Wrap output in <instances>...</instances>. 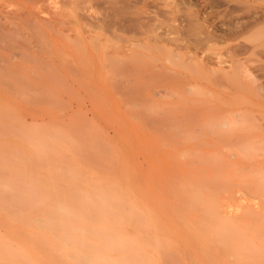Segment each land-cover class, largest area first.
Wrapping results in <instances>:
<instances>
[{
	"label": "rangeland",
	"instance_id": "374dc122",
	"mask_svg": "<svg viewBox=\"0 0 264 264\" xmlns=\"http://www.w3.org/2000/svg\"><path fill=\"white\" fill-rule=\"evenodd\" d=\"M132 1L0 0V264H264V96L161 67L205 84L264 0Z\"/></svg>",
	"mask_w": 264,
	"mask_h": 264
},
{
	"label": "bare ground",
	"instance_id": "6f19581e",
	"mask_svg": "<svg viewBox=\"0 0 264 264\" xmlns=\"http://www.w3.org/2000/svg\"><path fill=\"white\" fill-rule=\"evenodd\" d=\"M64 1V0H63ZM132 1V0H131ZM136 1V0H135ZM139 0H137L136 2H138ZM144 1V0H143ZM236 1H243V2H247L248 0H236ZM61 2H62V0H61ZM68 2V1H67ZM86 2V1H85ZM96 2V1H95ZM103 2V1H102ZM128 2V1H127ZM130 2V1H129ZM133 2L134 1H132L131 3L133 4ZM139 2H141V1H139ZM139 2H138V4H139ZM178 2V1H177ZM190 2V1H189ZM59 3V2H58ZM106 3H109V2H106ZM117 3V2H116ZM122 4H126L125 3V0H124V3L123 2H121ZM161 3V2H160ZM187 3H188V1H187ZM216 3V2H215ZM62 4V3H61ZM81 4V3H80ZM89 4V3H88ZM101 4V3H100ZM112 4V3H111ZM130 4V3H129ZM132 4H130V6H132ZM134 4H137V3H135L134 2ZM76 5H78V4H76ZM118 5V4H117ZM216 5H217V3H216ZM235 5V4H234ZM61 6V5H60ZM64 6V5H63ZM79 6V5H78ZM77 6V7H78ZM82 6V5H81ZM109 6V5H108ZM125 6V5H124ZM236 6V5H235ZM59 7V6H58ZM73 7V6H72ZM104 7H105V5H104ZM127 9H128V7L129 6H125ZM136 7V6H135ZM145 7H149V6H146L145 5ZM184 7V6H183ZM245 7H246V5H245ZM57 8V7H56ZM80 8V7H79ZM85 8V7H84ZM124 8V7H123ZM126 8H124V9H126ZM129 8H131V7H129ZM133 8V7H132ZM164 8H166V7H164ZM59 9V8H58ZM102 9H103V7H102ZM107 9H108V7H107ZM122 9V8H121ZM120 9V10H121ZM145 10H147L146 8H144ZM162 9V8H161ZM182 9V8H181ZM243 9V8H242ZM256 10L258 9L259 11L261 10V14L260 15H257L255 12H254V14L253 15H249L248 17H246L245 18V20L244 21H242V22H239V21H237V24L235 23L234 24V26H231L232 28L231 29H225V32H227L228 31V33L226 34V38H228V39H230V40H232V41H234V42H236V44L229 50V52H228V57H229V65L227 66V68H224V66H219L218 67V69L216 70V71H214L212 74H213V78L210 80L209 78V80L207 79V82L206 83H209V84H211L210 86L209 85H207L206 83L204 84V83H202L201 82V76L199 75V74H189V73H180V72H177L178 71V67H177V64L175 63V61H174V63L170 60V59H165V61L161 64V67H163V68H166V69H168V70H170V71H172V72H174V73H177L183 80H184V82L186 83V85L187 86H189V88H192L191 86L192 85H196V86H198V87H200V89H202V88H205V89H207L206 91L209 93V95L210 96H216V98L215 99H217V96L219 97V100L220 99H223L224 101L225 100H227V99H230V98H226V96H264V5L263 6H257L256 8H255ZM67 10V9H66ZM65 10V11H66ZM87 10V9H86ZM123 10V9H122ZM168 10V9H167ZM235 10V9H234ZM61 11V10H60ZM59 10H58V12H60ZM104 11V10H103ZM114 11V10H113ZM134 11V10H133ZM151 11V10H150ZM161 11H163V10H161ZM236 11V10H235ZM76 12V11H75ZM81 12V11H80ZM107 12V11H106ZM111 12V11H110ZM121 12V11H120ZM130 12V11H129ZM144 12H146V11H144ZM149 12V11H148ZM104 13V12H103ZM117 13V12H116ZM151 13H152V11H151ZM156 13V12H155ZM154 13V14H155ZM163 13V12H162ZM177 13V12H176ZM184 13V12H183ZM219 13V12H218ZM106 14V13H105ZM108 14V13H107ZM137 14H139V13H136L135 15H137ZM145 14V13H144ZM148 14V13H147ZM158 14V13H157ZM160 14V13H159ZM158 14V15H159ZM166 14V13H165ZM191 12L189 13V15L191 16ZM71 15V14H70ZM146 15V14H145ZM189 15H188V17L187 18H190L188 21H190L193 17H194V19H195V16H193V14H192V18L191 17H189ZM194 15H195V12H194ZM217 15V14H216ZM88 16V15H87ZM104 16V15H103ZM110 16V15H109ZM108 16V17H109ZM117 16V15H116ZM120 16V15H119ZM140 16H143V15H140ZM140 16L138 17V16H136V17H138V18H140ZM148 16H150V15H148ZM165 16V15H164ZM163 16V17H164ZM89 17V16H88ZM125 17H128V16H125ZM124 17V19H126ZM145 17V16H144ZM144 17H143V20H144ZM147 17V16H146ZM146 17H145V19H146ZM181 17V16H180ZM101 18H103V17H101ZM129 18L130 17H128V19H126L127 21L129 20ZM142 18V17H141ZM148 18V17H147ZM154 19H155V17H153ZM158 18V17H157ZM174 18V17H173ZM186 18V19H187ZM71 19V18H70ZM69 19V20H70ZM85 19V18H84ZM110 18H108V20H109ZM132 16H131V21L129 20L128 22L130 23V22H134L135 23V21H132ZM178 19V18H177ZM186 19H185V21H186ZM202 19V18H201ZM83 20V19H82ZM87 20V19H86ZM90 20V19H89ZM113 20V19H112ZM139 20H141V21H143L142 19H139ZM157 20V19H156ZM156 20H154V22L156 21ZM123 21V20H122ZM149 22V20L147 19L146 21H145V25H146V22ZM187 21V22H188ZM195 21V20H194ZM205 21V20H204ZM207 21V20H206ZM85 22V21H84ZM193 23V24H195V25H197V23L195 22H193V20L192 21H190V23ZM75 23V22H74ZM89 23V22H88ZM93 23V22H92ZM141 23V22H140ZM140 23H138V25H141ZM143 23V22H142ZM157 23V22H156ZM161 23V22H160ZM192 23H191V26H192ZM76 24V23H75ZM106 24V23H105ZM109 24V23H108ZM123 24H124V22H123ZM165 24H167V23H165ZM178 24V23H177ZM186 24V23H185ZM83 25V24H82ZM99 25V24H98ZM107 25V24H106ZM119 25V24H118ZM133 25V24H132ZM181 25V24H180ZM180 25H179V27H180ZM195 25H194V27H195ZM108 27H109V25H107ZM113 26V25H112ZM182 26V25H181ZM187 26H189V24L188 25H186L185 27H187ZM218 26V25H217ZM95 27V26H94ZM103 27V26H102ZM101 27V28H102ZM117 27V26H116ZM143 27V26H142ZM147 27V26H146ZM172 27V26H171ZM193 27V28H194ZM197 27V26H196ZM89 28V27H88ZM104 28V27H103ZM102 28V29H103ZM184 28V27H183ZM190 28V27H189ZM219 28H220V26H219ZM227 28V27H226ZM256 28V30H254ZM105 29V28H104ZM107 29V28H106ZM105 29V31H108V30H106ZM136 29V28H135ZM140 29V28H139ZM144 29H145V27H144ZM147 29V28H146ZM150 29V28H149ZM174 29V28H173ZM181 30L182 28H178L177 27V30H174V31H178V30ZM191 29V28H190ZM222 29V28H221ZM130 30V29H129ZM171 30V29H170ZM179 30V31H180ZM193 30V29H192ZM196 30V29H195ZM195 30L194 31H192V32H195ZM198 30V29H197ZM217 30H219V29H217ZM224 30V29H223ZM249 30H254V31H252L251 33H249L250 31ZM133 31V30H132ZM151 31V30H150ZM165 31V30H164ZM163 31V32H164ZM213 31V30H212ZM112 32V31H111ZM118 32V31H117ZM119 32H120V30H119ZM122 32H123V30H122ZM124 32H126V30L124 31ZM141 32V31H140ZM143 32V31H142ZM166 32V31H165ZM190 32V31H189ZM221 32V31H220ZM131 33H133V32H131ZM135 33H137V32H135ZM176 33V32H175ZM181 33V32H180ZM186 33V32H185ZM184 33V34H185ZM196 33V32H195ZM198 33V32H197ZM205 34L204 32H201V34ZM153 34V33H152ZM166 34V33H165ZM177 34V33H176ZM192 34V33H191ZM200 34V33H199ZM212 34V36H213V33H211ZM211 34H209V35H211ZM214 34H215V32H214ZM133 35V34H132ZM157 35H159L158 33H157ZM156 34H155V36H157ZM180 35V34H179ZM176 36L177 38H178V42L180 41L181 42V40L183 39V38H185V37H183L182 38V36H181V38H179L180 36ZM186 35V34H185ZM193 35H194V33H193ZM220 35H222V32L220 33ZM191 36V35H190ZM217 36V37H216ZM219 35L218 34H216L214 37L215 38H212V39H216V40H219L220 41V39L222 40V37L219 39V37H218ZM160 37V36H159ZM187 37H188V35H187ZM203 37V36H202ZM207 37L209 38V36L207 35ZM158 38V37H157ZM166 38V37H165ZM171 38V40H172V37H170ZM177 38H175V39H177ZM210 38H211V36H210ZM181 39V40H180ZM117 40V39H116ZM174 40V39H173ZM205 39H203V41H204ZM184 41H185V39H184ZM188 41V40H187ZM195 41V40H194ZM206 41V40H205ZM177 41H175L174 42V44L176 43ZM171 43H172V41H171ZM182 47V46H181ZM185 49H187V48H185ZM197 50V49H196ZM250 51V54H247V52H249ZM141 54V53H140ZM139 54V55H140ZM180 57V56H179ZM139 59V58H138ZM112 60V59H111ZM156 60V59H155ZM179 62H180V60H179ZM222 63H224V62H222ZM182 64V63H181ZM188 65H190V64H188ZM192 65V64H191ZM188 68H189V66H187ZM188 71V70H187ZM191 71V70H190ZM117 73V72H116ZM212 74H210V75H212ZM173 75V74H172ZM124 76H127L126 74L124 75ZM143 77H145V76H143ZM195 89V88H194ZM193 90V89H192ZM223 96H225V97H223ZM226 98V99H225ZM218 100V99H217ZM218 100V101H219ZM264 100V99H263ZM216 100H214V102H215ZM218 101H216V103L218 104H215V106L217 105V107H220L219 109L223 112L224 110L226 111V112H223L222 114H225V113H227L228 111H231V109L233 110L234 108V106H233V104H232V102H231V106H230V104H228L227 102H228V100H227V102H225V104H228V107H232V108H227L226 106H225V104L223 103V105L225 106V107H223L222 106V104H220V103H222V101L220 100L219 102ZM264 106V105H263ZM225 108V109H223V108ZM219 109H218V112H215V113H217L216 115L218 116L219 114L218 113H220L221 114V111L219 112ZM227 109H230V110H227ZM263 109H264V107H263ZM215 110H217L216 108H215ZM236 110L234 109V112H235ZM234 112H230V114L231 113H234ZM238 112V111H237ZM264 112V111H263ZM240 113V112H239ZM221 114V115H222ZM236 115L238 114V113H235ZM263 114V116H261V117H259L260 115H258L257 116V120H259V122L261 121L262 123H264L263 121H264V113H262ZM221 115H219V117L221 116ZM227 115H228V113H227ZM225 117H226V115H224ZM232 116H234L235 117V115H231V117ZM239 116V115H238ZM228 117H230V116H228ZM237 117V116H236ZM227 118V117H226ZM226 118H224V120H223V118H221L220 117V119H222L224 122H222V121H220V124L222 125V124H227L228 122L226 121L225 122V119ZM217 119V118H216ZM233 119V118H232ZM218 120H219V118H218ZM227 120V119H226ZM228 120H230V119H228ZM222 122V123H221ZM260 122V123H261ZM217 125H218V123H217ZM221 125H218V126H221ZM217 126V127H218ZM261 126H263L264 127V125L262 124ZM216 127V129L215 130H217V129H219V131H217L218 132V135L220 134V127L219 128H217ZM223 127V126H222ZM226 127V126H225ZM225 127H223V128H225ZM223 128H221V129H223ZM217 132H216V135H217ZM222 132H223V130H222ZM221 132V133H222ZM224 134V133H223ZM217 135V136H218ZM222 135V134H221ZM220 135V136H221ZM224 136V135H223ZM228 137H231V135H228ZM255 137H260V138H263L264 137V135L263 134H258V135H256ZM218 138V137H217ZM223 139H224V137H222ZM227 138V137H226ZM240 137L238 136V137H234L232 140L233 141H235V140H237V139H239ZM219 139H221V138H219ZM231 139V138H230ZM218 140V139H217ZM216 140V141H217ZM226 140V139H225ZM221 141V140H220ZM228 141H231V140H228ZM91 194H93V192L91 193L90 192V195ZM96 194V193H95ZM95 194H93V195H95ZM89 195V196H90ZM98 195V194H97ZM103 196V195H102ZM89 200V199H88ZM104 200H106V199H104ZM123 200V199H122ZM98 201V200H97ZM202 202V201H201ZM204 202V201H203ZM212 202V201H211ZM105 203H106V201H105ZM206 203V202H205ZM108 205V204H107ZM74 207V206H73ZM84 208H85V206H83ZM203 207V206H202ZM201 208V207H200ZM204 208V207H203ZM212 209V208H211ZM63 209H61V211H62ZM205 210V209H204ZM203 210V214H204V211ZM68 211V210H67ZM76 211H78V210H76ZM87 211V210H86ZM65 212V211H64ZM80 215V214H79ZM205 215H206V213H205ZM49 216V215H48ZM83 216H84V214H83ZM86 216H90V215H85V217ZM91 216H93L92 214H91ZM90 216V217H91ZM88 217H86V218H88ZM102 217V216H101ZM47 218V217H46ZM92 218V217H91ZM55 219H57L56 217H55ZM60 219V218H59ZM87 220H89V219H87ZM140 220V219H139ZM203 220V219H202ZM202 220H201V222H202ZM44 221V220H43ZM61 221V220H60ZM90 221H93L92 219H90L89 220V222ZM206 221V220H205ZM46 222V221H45ZM48 223H49V221H47ZM101 222V221H100ZM200 223V222H199ZM51 224V223H50ZM130 224V223H129ZM201 224V223H200ZM205 224H207V223H205ZM50 226H52V225H50ZM63 226V225H62ZM200 226V225H199ZM202 227V226H201ZM207 227V226H206ZM53 228V227H52ZM83 228V227H82ZM85 228V227H84ZM48 229H51V227L50 228H48ZM64 229V227L62 228V229H60V227L58 228V230H63ZM203 229H204V227H203ZM55 230V229H54ZM84 230V229H83ZM104 230V229H103ZM110 230V229H109ZM49 231H51L52 232V230H49ZM65 231V230H64ZM92 231V230H91ZM207 230L205 229V232H206ZM51 232H49V234L51 233ZM80 232V231H79ZM84 232L86 233L87 232V234L89 235V234H91L92 235V232H90L89 230H84ZM90 232V233H89ZM210 232V231H209ZM63 234H64V232H62ZM66 233V232H65ZM68 233V232H67ZM109 233V232H108ZM116 233V232H115ZM84 234V233H83ZM110 234V233H109ZM117 234V233H116ZM209 234V233H208ZM56 235V233L54 234V235H52V236H55ZM85 235V234H84ZM88 235H87V237H88ZM114 235V234H113ZM121 235V234H120ZM113 237V236H112ZM41 238V237H40ZM58 238V237H57ZM205 238V237H204ZM62 239V238H61ZM60 239V240H61ZM65 239V238H64ZM207 239V238H206ZM209 239V238H208ZM78 240L79 239H77V242H78ZM44 241V240H43ZM62 241V240H61ZM63 241H66L67 242V240L65 239V240H63ZM205 241V240H204ZM42 242V241H41ZM80 242V241H79ZM152 243V242H151ZM50 244V243H49ZM76 243H74V245H75ZM142 244V243H141ZM47 245V244H46ZM67 246H69L70 244L69 243H67L66 244ZM65 245V246H66ZM73 245V244H72ZM76 245H79L78 243L76 244ZM75 245V246H76ZM105 245V244H104ZM204 245V244H203ZM74 246V247H75ZM85 246H87V244L85 245ZM106 246V245H105ZM108 246V245H107ZM205 247H206V245H204ZM203 246V247H204ZM42 247V246H41ZM44 247V246H43ZM72 247V246H71ZM71 247H69V248H71ZM77 247V246H76ZM117 247V246H116ZM203 247H202V250H203ZM45 248H47V247H45ZM63 249V248H62ZM158 249H159V247H158ZM43 250V249H42ZM41 250V251H42ZM79 250H83V248L82 249H79ZM113 250V249H112ZM118 250V249H117ZM137 250V249H136ZM205 250V249H204ZM2 251V250H1ZM44 251V250H43ZM63 251H64V249H63ZM106 251V250H105ZM115 251H116V249H115ZM123 251V250H122ZM50 252V251H49ZM53 252V251H52ZM56 251H54L53 253H55ZM65 252H66V250H65ZM65 252H64V256H67L69 259H71V258H74V256L73 257H71L72 255V252H71V254H65ZM82 252H84V251H82ZM112 252V251H111ZM117 252H119V251H117ZM3 253V252H2ZM75 253H76V251H75ZM102 253V252H101ZM103 253H104V251H103ZM108 253H110V252H108ZM122 253V252H121ZM201 253V252H200ZM43 254V253H42ZM81 254V253H80ZM141 254V253H140ZM159 254V253H158ZM7 255V254H6ZM5 255V256H6ZM44 255H46V253L44 254ZM55 255V254H54ZM70 256V257H69ZM79 256V255H78ZM86 256V255H85ZM84 256V257H85ZM96 256V255H95ZM143 256H144V253H143ZM206 255H202V258H207V257H205ZM210 256V255H209ZM47 258H48V256H46ZM90 257V256H89ZM99 257V256H98ZM124 257V256H123ZM122 257V258H123ZM213 257V256H212ZM76 258V257H75ZM201 258V257H200ZM202 258H201V260H202ZM55 259V258H54ZM121 259V258H120ZM127 259V258H126ZM125 258H124V260H126ZM143 259H145V258H143ZM147 259V258H146ZM52 260V259H51ZM76 260V259H75ZM119 260V259H118ZM127 260H130V259H127ZM131 260L134 262V260H136V259H132L131 258ZM205 260V259H204ZM57 261V260H56ZM92 261H94V260H92ZM96 261V260H95ZM207 262H208V260H206ZM228 263H230V261H228V260H226ZM225 261V262H226ZM250 261V260H249ZM76 262V263H75ZM74 263L75 264H77V263H79V260H78V262L77 261H75ZM119 262V261H118ZM128 262H130V261H128ZM210 262V261H209ZM209 262H208V264H209ZM254 262V261H253ZM253 262H251V263H253ZM57 263H59V262H57ZM57 263H55V264H57ZM62 263H63V261H62ZM66 263V261L63 263V264H65ZM80 263H81V261H80ZM84 263V262H83ZM97 263H98V261H97ZM123 263V262H122ZM135 263H136V261H135ZM135 263H133V264H135ZM212 263V262H211ZM250 263V264H251ZM256 263V262H255ZM50 264V263H49ZM93 264V263H92ZM99 264H101V263H99ZM139 264V263H138ZM147 264H148V262H147ZM156 264V263H155ZM254 264V263H253Z\"/></svg>",
	"mask_w": 264,
	"mask_h": 264
}]
</instances>
